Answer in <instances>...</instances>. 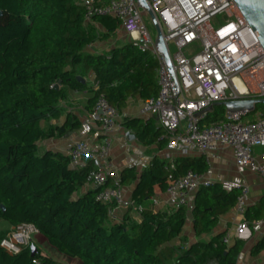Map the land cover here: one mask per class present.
Listing matches in <instances>:
<instances>
[{
	"label": "trees",
	"instance_id": "trees-1",
	"mask_svg": "<svg viewBox=\"0 0 264 264\" xmlns=\"http://www.w3.org/2000/svg\"><path fill=\"white\" fill-rule=\"evenodd\" d=\"M0 10V220L13 227L33 223L58 252L79 264H237L244 238L226 243V232H221L191 242L185 228L191 212L195 235L212 232L220 217L237 206L240 189L228 191L216 182L197 191L192 207L155 211L148 206L153 196L167 191L172 178L190 170L207 173L206 156L155 155L141 171L136 165L125 167L120 184L135 185L131 197L144 210L139 219L129 215L131 208L115 219L110 214L115 205L97 198L112 180L79 194L93 162L76 169L68 153L40 152L39 141L69 136L82 127L72 112L63 124L51 123L62 116L60 104L71 90L92 92L88 112L104 94L121 113L131 99L158 94V58L130 40L106 52L90 51L94 43L116 35L121 22L111 16L86 22L78 0H0ZM90 71L96 88L79 78L86 80ZM226 111L216 105L206 121H219ZM123 125L142 145L167 148L169 139L157 118L126 116ZM263 216L264 197L247 208L245 218L253 222ZM11 230L0 225V264H69L33 239L11 254L1 246ZM262 251L264 237L252 248L254 254Z\"/></svg>",
	"mask_w": 264,
	"mask_h": 264
},
{
	"label": "built area",
	"instance_id": "built-area-1",
	"mask_svg": "<svg viewBox=\"0 0 264 264\" xmlns=\"http://www.w3.org/2000/svg\"><path fill=\"white\" fill-rule=\"evenodd\" d=\"M155 12L174 63V76L165 57L155 45L146 25L138 0H81L85 7L86 22L96 16H111L121 22V28L130 41L143 51L153 53L159 60L157 95L144 100L141 113L155 117L166 130L167 150L187 155L199 150L210 162L220 146L233 149L236 164L264 177V107L251 111H226L219 121L207 122L208 111L193 114L209 107L212 102L237 98H264V47L258 34L241 12L235 0H148ZM177 44L172 53L170 43ZM191 46L198 51L184 47ZM214 104V103H213ZM119 118L118 109L102 94L94 109L84 117L83 123L96 124L99 135L93 139L80 138L69 149L71 166L82 169L93 162L86 185L103 187L98 200L114 204L116 209L130 208L140 216L144 206L137 204L120 184V172L111 159L113 134ZM131 131H127L130 135ZM262 147L260 154L256 148ZM172 158L171 154L167 156ZM220 182L224 189H240L237 210L245 215L250 187L237 180L216 181L206 172L190 170L183 176L172 178L165 194L173 208L192 207L195 195L203 187ZM159 206V196L151 198ZM254 232L264 237V216L250 222L246 218L237 224L234 234L226 233L224 242L243 238ZM39 229L33 223H22L12 228L1 246L17 254L29 245ZM34 262L37 263L35 260Z\"/></svg>",
	"mask_w": 264,
	"mask_h": 264
},
{
	"label": "crops",
	"instance_id": "crops-1",
	"mask_svg": "<svg viewBox=\"0 0 264 264\" xmlns=\"http://www.w3.org/2000/svg\"><path fill=\"white\" fill-rule=\"evenodd\" d=\"M129 40H130L129 36L121 28L119 32L116 35L112 36L110 39L106 41H98L94 43L89 48V50L92 52H106L110 48L125 43ZM86 81L88 82L90 87L96 88L95 74L93 72L90 71L88 73L86 77ZM91 95L92 92L89 90H84V91L71 90L69 92L68 99L62 101L60 104L63 108L62 116L58 119H53L51 121L52 125L63 124L70 112L76 114L83 121L84 117L88 114L87 102ZM143 102L144 100L141 98H133L130 100L128 105L123 109V111L119 113L117 126L113 134L111 159L120 173L125 167L132 165H136L140 171L143 170L145 167H147L150 164L151 160L155 155L167 159H171L167 157L169 154H171L172 158H175L176 156L180 155L178 153L170 152L169 150H167V148L165 150L159 151L156 145L144 146L138 141L137 138L131 139L129 137L130 135L126 134L128 129L123 125L124 117L126 116L149 117L141 113ZM98 135H99V130L96 124L83 123L80 129L74 131L69 136H65V137L52 136L39 141L40 152L41 150L42 152H44L45 150L52 149L64 153H69V149L73 141L80 138L93 139ZM262 150H263L262 147H257L256 153L260 154ZM187 155L201 156L203 154L197 149H192L190 153ZM209 165L210 167L207 174L212 179L216 181H221L223 179H231L249 185L250 192H249V199L247 201L248 208L259 204L262 198L264 197V177L246 168H242L238 166L236 164L235 156L232 148L228 146H220L215 152V155L212 158V160L209 162ZM134 187L135 185L124 186L125 192L128 196H131ZM88 189L89 186L85 184L79 191V194L87 191ZM157 196H159V200H160L159 206H155L152 200L148 202V206H151L155 211L164 210V209L167 210L173 209V207H171L167 201V195L165 194V192L158 193ZM128 212L129 211L125 209H116L115 215L117 216V219H122L125 216V214ZM129 215L132 218L139 219V216L135 214L133 211H130ZM245 215L240 214L237 208L234 207L228 213L220 217L219 224L217 225V227H215L212 230V232L202 236H197L195 235L193 230V218L190 212L189 222L185 228V233L187 234L188 239L191 242L197 239L209 240L213 236L221 232H226V233L229 232L231 234H234L237 224L245 218ZM1 225L3 227H8L9 229L13 228V226H8V224L3 222ZM37 234L39 233L33 234L32 239L39 245L36 239ZM40 236L43 237L42 235ZM243 238L246 240V244L240 256L238 257L237 264H264V251H262L259 254L252 253V248L260 240L257 234L254 232H248L246 236ZM234 240L235 239H233L232 242H234ZM58 253L60 258H63L69 264H79L78 259L68 257L64 254H61L60 252Z\"/></svg>",
	"mask_w": 264,
	"mask_h": 264
},
{
	"label": "water",
	"instance_id": "water-1",
	"mask_svg": "<svg viewBox=\"0 0 264 264\" xmlns=\"http://www.w3.org/2000/svg\"><path fill=\"white\" fill-rule=\"evenodd\" d=\"M235 1L238 4L243 15L246 17L250 25L253 27V29L258 34L259 39L264 47V0H235ZM138 5L144 10L148 11L149 14L151 15L155 23L156 29H157L155 45L158 51L164 55L170 72L174 76H176L175 70H174L173 59H172V56L168 48V43L164 39L162 28L160 27V24L158 22L155 12L153 11L148 0H138ZM2 14H3V11L0 10V17L2 16ZM79 78L83 80L84 82H86V80L83 77L80 76ZM56 87L58 88L59 85H56ZM260 104L264 106V98L230 99V100L212 102V104L209 107L193 115L199 117L203 111L210 112L213 110L214 106L216 105H223L230 112H238V111H243V110L255 112L257 110V107ZM129 137L131 139H135L136 135L131 133ZM2 207L5 210V205H2ZM35 250H36V246L32 245V254H34Z\"/></svg>",
	"mask_w": 264,
	"mask_h": 264
},
{
	"label": "rangeland",
	"instance_id": "rangeland-1",
	"mask_svg": "<svg viewBox=\"0 0 264 264\" xmlns=\"http://www.w3.org/2000/svg\"><path fill=\"white\" fill-rule=\"evenodd\" d=\"M79 1H81V0H79ZM141 13H142V16H143V19H144L146 25L148 26V29H149V31H150L152 37L155 38L156 35H157V29H156L155 23H154V21H153L151 15L149 14L148 11L144 10L143 8H141ZM170 45H171L172 53H173V54H176V52L178 51L177 44H176L174 41H172V42L170 43ZM192 49H193V48H192L191 46L184 47V51H185L187 54H189V51L192 50ZM193 50H194V52H196V51L199 50V48H195V47H194ZM253 113H255V112H252V113L250 114V117H253ZM41 153H42V150H41ZM2 222L5 223L6 221H4V220H0V225L2 224ZM6 224H8V223L6 222ZM8 226H9V225H8ZM36 239H37L39 245L42 247V249H43L46 253L52 255L55 259H57V260H59V261L67 262V261L64 260L63 258H60L59 253H58V250L56 249V247L52 246L46 238H43V237H41L39 234H37V235H36Z\"/></svg>",
	"mask_w": 264,
	"mask_h": 264
}]
</instances>
